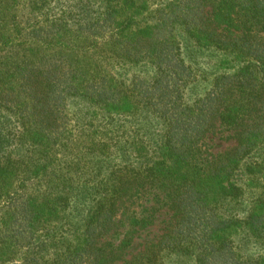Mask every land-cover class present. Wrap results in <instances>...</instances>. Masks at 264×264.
<instances>
[{"label": "trees", "instance_id": "trees-1", "mask_svg": "<svg viewBox=\"0 0 264 264\" xmlns=\"http://www.w3.org/2000/svg\"><path fill=\"white\" fill-rule=\"evenodd\" d=\"M0 264H264V0H0Z\"/></svg>", "mask_w": 264, "mask_h": 264}, {"label": "rangeland", "instance_id": "rangeland-1", "mask_svg": "<svg viewBox=\"0 0 264 264\" xmlns=\"http://www.w3.org/2000/svg\"><path fill=\"white\" fill-rule=\"evenodd\" d=\"M225 135H226V133L223 132L222 130L216 131L214 136L208 135L206 137L205 142H206L209 150L212 151V152L213 151L214 152L221 151V150L227 148L229 145H231V141L225 139ZM157 226L158 225L155 224V225L151 226L148 231H143L139 235V238H137L136 242L137 241L140 242V241L145 240V239H151L152 235H156L157 234ZM238 251L241 254V252L243 250L241 248ZM251 251H253V249Z\"/></svg>", "mask_w": 264, "mask_h": 264}]
</instances>
